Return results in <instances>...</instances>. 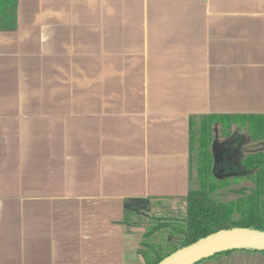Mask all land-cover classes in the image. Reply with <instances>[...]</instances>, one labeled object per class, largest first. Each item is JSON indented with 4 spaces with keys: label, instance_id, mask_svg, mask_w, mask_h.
<instances>
[{
    "label": "crops",
    "instance_id": "crops-1",
    "mask_svg": "<svg viewBox=\"0 0 264 264\" xmlns=\"http://www.w3.org/2000/svg\"><path fill=\"white\" fill-rule=\"evenodd\" d=\"M211 114L264 115V0H17L0 30V264H146L124 201L185 197L189 118Z\"/></svg>",
    "mask_w": 264,
    "mask_h": 264
},
{
    "label": "trees",
    "instance_id": "trees-1",
    "mask_svg": "<svg viewBox=\"0 0 264 264\" xmlns=\"http://www.w3.org/2000/svg\"><path fill=\"white\" fill-rule=\"evenodd\" d=\"M16 5L17 0H0V30L15 29ZM217 125L221 126L226 137L231 135L228 131L232 125H247L253 137L254 135L264 136V115L211 114L189 118L188 182L190 188L184 197L185 216L176 221L175 225L159 222L150 232L144 234L142 246L145 250L140 251V255L146 264H157L177 249L189 246L220 230L249 228L264 232V155L247 154L241 162L244 171L246 170L245 173L242 171L237 174L227 173L219 176V171L214 169L211 151L216 138L221 144L216 128H213ZM227 178L235 183L244 179L250 185L238 190L241 195L236 200L222 201L214 194L223 188L228 190L232 183ZM194 185L197 187L194 188ZM144 202H150V200L135 199L131 204H126L125 213L131 205ZM162 229L168 230L171 236H177L179 240V247H173L167 254H161L158 246L148 244V241H151L152 237ZM243 251L264 254L263 251ZM229 252L231 251L220 254Z\"/></svg>",
    "mask_w": 264,
    "mask_h": 264
},
{
    "label": "rangeland",
    "instance_id": "rangeland-1",
    "mask_svg": "<svg viewBox=\"0 0 264 264\" xmlns=\"http://www.w3.org/2000/svg\"><path fill=\"white\" fill-rule=\"evenodd\" d=\"M84 86L85 82H83ZM67 87H79L74 82H68ZM216 133L219 136V140L222 142L226 136H224L220 125L214 126ZM247 125H232L228 132L233 136H243L245 138L244 144L249 145L251 143ZM222 162V160H221ZM228 181L230 182V178ZM237 180V179H234ZM231 186L228 190L220 189L217 190L214 196L222 201H234L240 197L241 193L238 190H242L243 187H247L250 183L244 179L238 180L237 183L231 181ZM197 187L194 185V188ZM185 216V201L184 197L178 199L169 200L168 202L156 201V202H144L136 205H131L125 213L124 221L128 222L131 227L138 228L145 233L150 232L158 223H168L175 225L176 221L180 220ZM162 219V220H161ZM164 219V220H163ZM177 236H171L169 231L162 229L157 232L156 236L148 241V244L158 246L161 254H167L173 249V247H179V240ZM145 250L144 247H142ZM218 255V254H217ZM215 255V256H217ZM207 260L209 259H205Z\"/></svg>",
    "mask_w": 264,
    "mask_h": 264
},
{
    "label": "water",
    "instance_id": "water-1",
    "mask_svg": "<svg viewBox=\"0 0 264 264\" xmlns=\"http://www.w3.org/2000/svg\"><path fill=\"white\" fill-rule=\"evenodd\" d=\"M221 147L216 138L211 147L214 169L217 168L222 159ZM217 175L219 174L217 173ZM133 200L135 199H127L124 202L131 204ZM234 250L264 252V232L249 228L220 230L189 246L177 249L157 264H196L214 255Z\"/></svg>",
    "mask_w": 264,
    "mask_h": 264
},
{
    "label": "flooded vegetation",
    "instance_id": "flooded-vegetation-1",
    "mask_svg": "<svg viewBox=\"0 0 264 264\" xmlns=\"http://www.w3.org/2000/svg\"><path fill=\"white\" fill-rule=\"evenodd\" d=\"M251 143L249 145L244 144L245 138L243 136H227L221 142L222 162L216 168L220 175L223 174H237L242 171L245 173L242 166V160L247 154H259L264 155V136L256 137L254 135L249 136ZM256 169L254 168V173ZM218 173V172H217ZM218 173V174H219Z\"/></svg>",
    "mask_w": 264,
    "mask_h": 264
}]
</instances>
